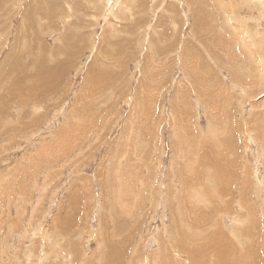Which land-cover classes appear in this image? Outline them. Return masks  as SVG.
<instances>
[{
  "label": "rangeland",
  "instance_id": "374dc122",
  "mask_svg": "<svg viewBox=\"0 0 264 264\" xmlns=\"http://www.w3.org/2000/svg\"><path fill=\"white\" fill-rule=\"evenodd\" d=\"M263 179L264 0H0V264H264Z\"/></svg>",
  "mask_w": 264,
  "mask_h": 264
},
{
  "label": "bare ground",
  "instance_id": "6f19581e",
  "mask_svg": "<svg viewBox=\"0 0 264 264\" xmlns=\"http://www.w3.org/2000/svg\"><path fill=\"white\" fill-rule=\"evenodd\" d=\"M115 1L117 2L118 0H115ZM68 5H69V4H68ZM106 20H107V19H106ZM262 181H264V179H263ZM259 182H260V181H259ZM213 184H214V183H212V184L209 185L208 190L210 189L211 186H213ZM230 184H231V182H230ZM226 185H227V187H230L229 183H227ZM205 188H207V186H206ZM229 191H230V190H229ZM213 192H215V194L219 196V194L217 193V190H216V189L213 190ZM195 193H198V192H194V194H195ZM194 194H193V195H194ZM232 197H233V195L230 196V206H229V208H231L232 205L235 203V201L233 200L234 198L232 199ZM237 204H238V207H239L240 211H243V209L245 210V208H246L245 206L247 205V203L244 202V200H240ZM250 214H251V213H250ZM215 216H216V215H215ZM243 220H244V219H243ZM235 223H236V222H235ZM248 227H249V224H248V222H247V225L244 227V229H246V228H248ZM211 234H212V235L215 234L214 231H213ZM211 259H212V258H211Z\"/></svg>",
  "mask_w": 264,
  "mask_h": 264
}]
</instances>
